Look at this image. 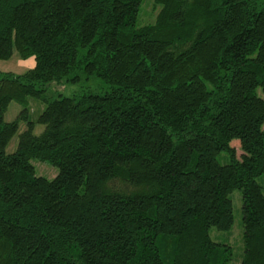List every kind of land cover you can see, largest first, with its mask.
<instances>
[{
    "label": "trees",
    "instance_id": "obj_1",
    "mask_svg": "<svg viewBox=\"0 0 264 264\" xmlns=\"http://www.w3.org/2000/svg\"><path fill=\"white\" fill-rule=\"evenodd\" d=\"M140 2L0 0V59L33 57L0 70V264H228L209 228L235 188L238 264H264V0H151L137 23ZM89 76L106 88L52 91Z\"/></svg>",
    "mask_w": 264,
    "mask_h": 264
},
{
    "label": "rangeland",
    "instance_id": "obj_2",
    "mask_svg": "<svg viewBox=\"0 0 264 264\" xmlns=\"http://www.w3.org/2000/svg\"><path fill=\"white\" fill-rule=\"evenodd\" d=\"M156 12V6H154L151 0H141L138 6L136 22L144 23L152 21ZM33 64V57L26 56L21 57L15 49L12 50L11 55L8 58L0 59V70H9L15 73L24 71L31 67ZM52 83V91L60 92L64 95L71 94L79 90H90V91H101L106 88V84L95 76H89L87 78L81 77L76 81H63L57 85ZM51 90V86L50 89ZM43 102L33 97H27L28 113L27 117L34 121L33 132L37 133L40 131L42 124L36 121V117L39 111L43 107ZM20 105L14 101H9L5 111L3 112V119L10 120L16 117L19 113ZM26 126V121L22 118L18 119V126L13 135L9 138L5 144V151L9 152L15 148L17 135ZM231 144L235 148V153H240L239 142L237 139H232ZM219 162H226L228 159L227 154L224 151H220L216 155ZM33 165V173L35 175H42L46 178L53 177L57 172V167L46 160H39L36 158L30 159ZM261 176L264 177V174ZM258 180V178H257ZM229 197L232 204V216L233 220L231 226L228 229L222 230L217 229L214 226L209 228V235L212 239L217 241L227 242L231 246V259L228 264H238L242 253V242H241V225H240V193L238 189H233L229 192Z\"/></svg>",
    "mask_w": 264,
    "mask_h": 264
}]
</instances>
